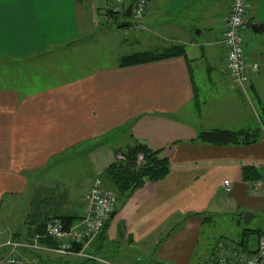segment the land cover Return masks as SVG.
Masks as SVG:
<instances>
[{"label": "crops", "instance_id": "crops-1", "mask_svg": "<svg viewBox=\"0 0 264 264\" xmlns=\"http://www.w3.org/2000/svg\"><path fill=\"white\" fill-rule=\"evenodd\" d=\"M90 1L95 0L3 5L0 59L23 64L27 83L10 85L0 76V258L23 256L26 264H238L228 253L250 256L258 247L259 235L253 241L242 233L261 228L245 225L243 214L264 213V189L243 181L242 168L264 169V136L252 145L195 141L204 130L253 128L248 118L253 109L237 114L242 93L226 68L223 39L231 0H150L146 29L134 32L136 45L129 52L180 45L186 56L125 68L116 63L62 77L72 71L70 54L90 41L81 27ZM129 1L127 8L135 2ZM244 33L247 62L259 64L248 87L258 94L264 81V0H251ZM227 108L231 115L222 118ZM134 139L164 148L171 168L165 179L138 190L122 210L117 205L105 239L96 238L84 249L86 255H104L106 262L54 253L47 250L54 242L46 239L37 250L7 246L32 243L53 217H71V227L77 225L87 188L114 161L116 150ZM71 152L89 153L86 186L78 196L53 188L60 182L53 180L58 176L53 163L63 165ZM45 188L52 193L46 195ZM218 214H233L237 233L231 237L223 231L209 242L203 227Z\"/></svg>", "mask_w": 264, "mask_h": 264}, {"label": "rangeland", "instance_id": "rangeland-1", "mask_svg": "<svg viewBox=\"0 0 264 264\" xmlns=\"http://www.w3.org/2000/svg\"><path fill=\"white\" fill-rule=\"evenodd\" d=\"M125 1H126L125 2L126 6L124 4L123 5L127 8L130 1L129 0H125ZM119 4L120 3L117 2V0H95L94 2L93 1L89 2V6L87 7V12L84 13V21L83 18H81L82 19L81 21L83 22V26L81 27H83L82 30L85 33V38L89 39L90 41L85 43L84 47H82L83 49L81 47L76 48V49H80V51L70 54V56L68 57L69 58L68 61L70 65L73 66V67L69 66V68H71L72 71L70 72V74H62V77L69 76L73 72H74L73 75L74 77L85 75L88 72H90L91 69H97L99 67L100 68L108 67L109 65L118 63L119 59L122 58L123 56L136 53V52H129L130 49L131 51L133 50V48L130 47L136 45V43L133 42V37L135 33L133 31H126L123 28H118L119 23H122L123 21H125V19L123 18L122 15L119 14L111 15L109 12L114 8L115 5H119ZM111 28L113 30L112 32L110 31ZM244 31H243V36L245 39L246 34L244 33ZM108 49L112 51L104 52L105 50ZM82 50L86 52H81ZM88 51H93V52H88ZM94 51H101V52H94ZM39 63H35V65L37 66ZM73 63L74 64L78 63V65L74 67ZM27 65H29V63H27ZM23 68H24L23 64H21L20 62L11 63L0 59L1 79L3 81H8L9 83H11L10 85L14 84V85L22 86L27 83L23 81V77H24ZM1 69L5 72L2 73ZM198 72L200 73L203 71L200 69L198 70ZM7 74H9L10 76ZM12 79H15L17 83H12L11 81H9ZM235 88L237 87L235 86ZM237 89L242 93L241 96H238L240 100L239 103L240 107L238 108L239 113L237 114L246 116L247 114L251 113V110L253 109L252 117L248 116V118H252L251 121L254 122L253 127H256L257 125L261 126L262 124H263L262 127H264V81L260 82L258 86V91H259L257 92L258 94H256L254 91H252L249 88H247L246 93H244L239 88ZM230 115L231 113L227 108V115L222 114L221 116L223 118ZM119 135H117L116 138H119ZM113 144H114V139L110 138L109 139L110 148L113 147L112 146ZM124 146H126V144H123V147ZM88 154H89L88 152H85L83 154L77 152H71V154H67L66 156H64L67 158L65 161L64 160L62 161L63 165L56 164V162L53 163L55 167L54 169L55 173L58 175L55 176L53 180L55 179L56 182L60 181L57 184L55 183L53 188L57 187L60 192L67 191L68 193H71L74 196L80 195V191H82V187L84 189V187L86 186L84 185L86 183V178H84L83 175L86 170L85 160ZM59 165H61L60 168L58 167ZM75 165L77 166L73 168ZM47 173L45 174V176H47ZM46 189L47 188H45V190ZM59 191L57 193H59ZM45 193L46 195H50L52 191L49 188ZM129 199L126 201L124 205L122 203L119 204L118 202L117 210H122L123 207H125V205L128 203ZM227 212H230V210ZM249 213H252L254 216L250 227L253 229H256L257 227L263 229L264 213L263 212H255V213L249 212ZM234 218L235 217H233V214L230 215L218 214L213 217L212 222L207 220L208 222L207 221L206 222L208 224H205V226L203 227L204 228L203 234L205 236V240L209 242L215 241V239L219 238L220 232L223 231H227V233L231 237L235 236L237 233V229L234 228L233 226L234 223H231V220H233ZM255 235L256 234L250 236L253 241H256L257 236ZM108 245L113 246L110 242L108 243ZM123 251L126 252L125 249H123ZM96 257L104 259L105 262L107 261L106 257L102 254H98V256ZM143 257L149 258L148 252L143 254ZM110 262L112 264H117L113 260H110ZM93 264H101V263H97L96 261H94Z\"/></svg>", "mask_w": 264, "mask_h": 264}, {"label": "built area", "instance_id": "built-area-1", "mask_svg": "<svg viewBox=\"0 0 264 264\" xmlns=\"http://www.w3.org/2000/svg\"><path fill=\"white\" fill-rule=\"evenodd\" d=\"M119 5H115L112 9L114 13L122 14L126 12V7L122 5V0H118ZM251 0H239V8H237V0H231V9L226 21V31L224 34L223 44L227 49L226 68L228 76L232 83L247 92V86L250 84L251 77L259 70L258 63L247 62L246 58V42L243 31L246 27L247 13ZM150 6V0H135L132 18L137 23V31H143L146 27L142 21L147 15ZM238 17V21L234 23L233 18ZM121 159V155L116 156ZM142 160V156L139 157ZM226 190L230 191V182H225ZM256 189H264V178L251 185ZM117 194L107 189L100 179L89 186L86 190L84 199L83 215L80 222L75 226L67 227L66 224L58 218H53L46 223L44 229V237L51 238L57 242L55 247H47L54 253L60 255H79L89 259L102 261L91 255L84 254V249L88 244L95 240L101 233L106 221L111 218L113 212L118 205ZM41 236H36L32 243L10 242L7 246L13 249H39ZM81 247L78 251L77 248ZM229 258L238 264H264V232L258 239V247L254 254L248 256L240 251L228 253ZM27 260L23 256H6L0 258V264H26ZM34 264H40L36 262ZM224 264L226 261L224 260Z\"/></svg>", "mask_w": 264, "mask_h": 264}, {"label": "trees", "instance_id": "trees-1", "mask_svg": "<svg viewBox=\"0 0 264 264\" xmlns=\"http://www.w3.org/2000/svg\"><path fill=\"white\" fill-rule=\"evenodd\" d=\"M109 12L111 15H117V13H114L112 10ZM120 15L123 16L125 22H122L118 28L139 32L134 29L136 28L137 23L132 16L127 17L125 13ZM142 24L144 25V20L142 21ZM180 56H186V51L183 46L177 45L166 48L165 50L154 49L125 55L119 59L118 66L122 68L132 67ZM247 88L249 87L247 86ZM262 126L263 124L261 126L257 125L253 128L240 129L238 131H230L220 128L204 130L198 134L195 141L216 146L252 145L257 143L264 136V127ZM115 153L116 156L121 155L122 158L118 159L116 157L105 169L100 180L107 189L112 190L117 194L119 204L122 203L124 205L129 198L143 188L148 182L161 181L165 179L170 172V159L165 155L164 148L153 149L147 143L134 139L126 146L118 148ZM140 156H142V160H139ZM263 178L264 169H258L254 166H244L242 168V179L250 185H253L255 182ZM53 218L61 219L67 227L72 225L71 217L60 216ZM110 219L111 218L106 221L101 233L97 237L99 240L103 239V237L105 239V234L109 229ZM44 229L43 233L39 234L41 240L46 239L51 242L53 241L54 245L51 247H55L57 242L51 238L44 237ZM248 231L249 230H245L242 235L248 237L256 234L260 237L262 232H264L262 229L253 232ZM77 250L80 251L81 247L79 246Z\"/></svg>", "mask_w": 264, "mask_h": 264}, {"label": "snow or ice", "instance_id": "snow-or-ice-1", "mask_svg": "<svg viewBox=\"0 0 264 264\" xmlns=\"http://www.w3.org/2000/svg\"><path fill=\"white\" fill-rule=\"evenodd\" d=\"M5 2H14V3H24V2H30V0H0V40L3 39V33H4V10L3 5Z\"/></svg>", "mask_w": 264, "mask_h": 264}, {"label": "water", "instance_id": "water-1", "mask_svg": "<svg viewBox=\"0 0 264 264\" xmlns=\"http://www.w3.org/2000/svg\"><path fill=\"white\" fill-rule=\"evenodd\" d=\"M133 6H134V4L131 3L130 6L126 9L125 14H126L127 17H131V16H132ZM252 29L255 31V29H256V28H255V25L252 26ZM114 215H115V212H113L112 217H113ZM253 218H254V216H253L252 213L245 212V213L243 214V223H244L245 225H249V224L252 222Z\"/></svg>", "mask_w": 264, "mask_h": 264}, {"label": "clouds", "instance_id": "clouds-1", "mask_svg": "<svg viewBox=\"0 0 264 264\" xmlns=\"http://www.w3.org/2000/svg\"><path fill=\"white\" fill-rule=\"evenodd\" d=\"M237 8H239V0H237ZM234 23L238 21V17L233 18Z\"/></svg>", "mask_w": 264, "mask_h": 264}]
</instances>
